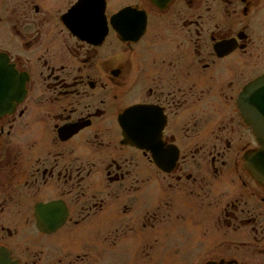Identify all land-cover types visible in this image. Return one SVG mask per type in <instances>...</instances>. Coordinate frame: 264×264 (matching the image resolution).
<instances>
[{"label":"flooded vegetation","instance_id":"1","mask_svg":"<svg viewBox=\"0 0 264 264\" xmlns=\"http://www.w3.org/2000/svg\"><path fill=\"white\" fill-rule=\"evenodd\" d=\"M255 108L264 0H0V247L264 264Z\"/></svg>","mask_w":264,"mask_h":264},{"label":"water","instance_id":"2","mask_svg":"<svg viewBox=\"0 0 264 264\" xmlns=\"http://www.w3.org/2000/svg\"><path fill=\"white\" fill-rule=\"evenodd\" d=\"M258 109L264 111V108H255L254 110L257 111ZM250 110L252 112V109ZM252 116L254 117V120H255L252 124L255 127H259L258 128L260 130L259 134L261 135V137L259 138V141L264 146V118L262 119L260 118V120L256 122L254 112H252ZM124 129H125L126 137L129 136L131 142H133L135 145L139 147H143L144 139L141 135L138 134L137 128L135 129V134H133L132 130L131 129L128 130L127 124L124 123ZM251 164L255 172L261 171V175H264V148L261 151H259V153H256L254 155V161ZM260 165H262V167ZM0 264H16V263L10 259V257L8 256V253L4 249L0 248Z\"/></svg>","mask_w":264,"mask_h":264},{"label":"rangeland","instance_id":"3","mask_svg":"<svg viewBox=\"0 0 264 264\" xmlns=\"http://www.w3.org/2000/svg\"><path fill=\"white\" fill-rule=\"evenodd\" d=\"M169 256H170V258H171V253H170V255H169ZM175 258H176V257H175Z\"/></svg>","mask_w":264,"mask_h":264}]
</instances>
